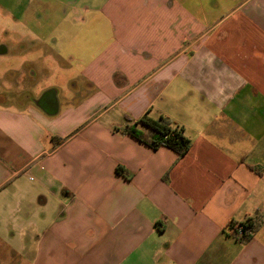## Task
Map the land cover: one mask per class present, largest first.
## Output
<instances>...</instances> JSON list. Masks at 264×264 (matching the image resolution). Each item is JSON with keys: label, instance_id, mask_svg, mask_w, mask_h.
Masks as SVG:
<instances>
[{"label": "crops", "instance_id": "crops-1", "mask_svg": "<svg viewBox=\"0 0 264 264\" xmlns=\"http://www.w3.org/2000/svg\"><path fill=\"white\" fill-rule=\"evenodd\" d=\"M9 1L0 250L30 264H264V0ZM145 115L182 127L190 150L127 135ZM249 220L262 224L242 242L230 226Z\"/></svg>", "mask_w": 264, "mask_h": 264}, {"label": "trees", "instance_id": "trees-1", "mask_svg": "<svg viewBox=\"0 0 264 264\" xmlns=\"http://www.w3.org/2000/svg\"><path fill=\"white\" fill-rule=\"evenodd\" d=\"M125 133L133 139L139 141L153 151L160 148H167L177 153L180 157L184 156L191 147V143L184 136V129L174 126L172 122L165 118H150L143 116L139 121L125 129ZM118 174L126 176L125 171L118 169ZM262 221L249 220L243 224H232L231 232L236 236L237 227H243L244 236L242 242H249L259 231Z\"/></svg>", "mask_w": 264, "mask_h": 264}, {"label": "rangeland", "instance_id": "rangeland-1", "mask_svg": "<svg viewBox=\"0 0 264 264\" xmlns=\"http://www.w3.org/2000/svg\"><path fill=\"white\" fill-rule=\"evenodd\" d=\"M6 4L8 7L10 6V1L6 0ZM5 5V4H4ZM9 31L8 34H4V31ZM3 31V32H2ZM0 40H4L7 43H11V32L10 29H0ZM37 67V66H36ZM39 69V67H37ZM0 264H30L26 258H17L14 254H12L8 248H4L0 250Z\"/></svg>", "mask_w": 264, "mask_h": 264}, {"label": "built area", "instance_id": "built-area-1", "mask_svg": "<svg viewBox=\"0 0 264 264\" xmlns=\"http://www.w3.org/2000/svg\"><path fill=\"white\" fill-rule=\"evenodd\" d=\"M235 233H236V236H235V237H236L238 240L241 241V239H242L243 236H244L243 227H241V226L237 227Z\"/></svg>", "mask_w": 264, "mask_h": 264}]
</instances>
